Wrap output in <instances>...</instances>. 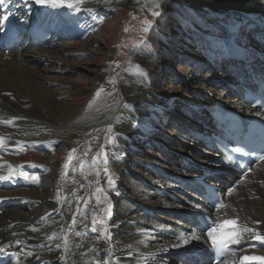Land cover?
Listing matches in <instances>:
<instances>
[{"label":"rangeland","instance_id":"374dc122","mask_svg":"<svg viewBox=\"0 0 264 264\" xmlns=\"http://www.w3.org/2000/svg\"><path fill=\"white\" fill-rule=\"evenodd\" d=\"M170 1L158 0L160 15L157 19V16L152 15L157 0H119L102 6H92L91 4V7L85 6L77 12L74 24L78 25L75 31L79 30V32L74 31V36L68 33L64 35L65 33L56 34L55 31H50L48 47L43 48V45L39 48L26 46L23 49L29 53L27 56L36 53L42 57L41 63L34 66L35 70L39 69L42 76L43 74L49 76L43 77L48 84L46 87L54 91V99L57 104L62 105L60 110L66 115L63 117L65 119L60 121L61 123L54 122L46 131L49 147H52L50 152L45 150L44 145L39 143L34 145L33 142L35 141L33 140L31 142L23 141L20 146H12L8 152L11 155H18L16 157H21L18 158L19 160H13L12 172L18 174L22 184L35 183L37 186L34 189L48 199H51L53 194L56 196L57 192L63 190V193L59 192L60 196L75 203L71 214V226L69 224L67 231L62 234L63 248L66 251H61L60 262L66 258L77 259L81 257L87 262L90 261L91 253L85 244L88 243V236L92 235L91 214L93 212L99 211L98 218L104 219L105 224H97V231L92 232L95 233V236L108 241L104 235L100 234V230L104 229L105 226L111 230L110 227L114 221L128 218L135 204L141 205L143 203L137 194L133 201H130L132 204H127L128 207H132L128 208V212L123 206L127 199L121 196L129 194V191L135 190L140 194L145 190L150 191L148 184L138 179V175L134 172L140 170L138 167L141 165L146 166L144 162L150 161L148 159H153L158 163L156 166L153 164L152 168L148 169L147 174L150 172L151 178L158 175L160 171L169 170L170 166L174 164L164 157L166 154L160 149L166 151L165 153H170L176 152L179 148L185 154L186 148L189 147L186 144L189 145L192 142L189 139L188 120H192L198 125L201 123L198 115L190 112L191 103L201 104V99L198 98L197 94L198 78L196 75L198 74L196 72L207 75L211 73L209 75L211 76L215 71L214 67H223L224 65V67H228V64L222 62L209 61L205 51L200 48V44L203 43L204 35L213 38L220 36L215 31L220 29L221 23L218 22L215 14V16L212 15L209 6H216L219 8L218 10L230 12L232 10L230 7L237 6V4L233 0ZM172 1H176V3L174 4ZM15 8V15L26 28L32 27L33 22L37 20L41 23V27L56 28L57 17L61 16L60 12L42 9L35 3L18 2ZM145 20L152 22L148 32L143 31L145 27H148L144 24ZM61 26V30L63 27H67V25ZM161 32L163 33L161 34ZM31 35L34 36V34ZM146 35L150 37L149 40L139 48L134 47L137 41L142 39L145 41ZM237 35L240 40L245 38L242 36L245 35L244 33L241 36L240 33ZM54 51L56 54L62 52L63 60L54 57ZM129 62L131 65H140L141 70L125 71L131 67ZM198 64L201 65V68H198ZM229 67L231 66L229 65ZM97 70H101L103 79H98ZM223 77L219 78L222 80ZM129 79L136 83L148 80L155 90L153 94H149L150 97L143 100L141 98L134 103L138 109V117L144 119L149 113L157 111L165 114V119L149 124L152 133L155 131L154 133L158 137L157 140L155 139V143L148 142L150 135L147 133L145 135H147L148 141L144 139L145 135H142L143 141L141 137L140 140H137L139 137L137 132L134 133V143L131 142V146L125 145L124 142L120 143L125 147H132V150L136 145L141 150L138 154L139 150L136 148L135 153L138 156L134 155V157L129 155V148L126 150L127 163L128 159L131 158L130 165L128 163L130 169L129 172L124 170L122 173L119 171V165L112 159L113 155L119 153L112 148L120 137V126L117 125L116 121L114 123L111 120H106L90 127L79 125L85 120H98L99 117L104 116L105 112L111 110L114 103L122 97L123 83ZM101 89H103L102 92ZM217 90H220L219 94H221V89L218 88ZM98 92H100L99 96H97ZM172 96H174V100H170ZM168 101L172 102L169 103L171 106L167 104ZM155 104L160 106H155ZM150 105L157 109L150 108ZM164 109L167 110L163 111ZM157 141L160 149L157 147ZM199 148L204 150L200 144ZM105 152L108 154L107 160L104 157ZM135 158L136 160H134ZM140 161H143L141 165ZM31 162L37 165L38 172H30L29 163ZM17 167H20L21 170ZM153 167L155 169L158 167V171H160L157 173V171L152 170ZM105 169L109 170L110 173L107 172L106 174ZM22 170L27 172L30 177H38L39 179L35 181L24 179L21 175ZM171 171L174 172L172 169L169 170V172ZM140 172L144 173V170H140ZM109 174L114 180L113 184H119L117 186L120 187L123 195L112 191L107 181ZM16 187L12 190L18 191ZM98 189L103 190L98 191ZM114 193L119 195L115 196ZM109 203L113 205L110 217L104 212ZM30 206L34 221L46 214V209H52L42 202L39 204L35 202ZM135 209L139 210V207L136 208L135 206ZM61 210L62 208L58 206L56 212ZM123 211L125 212L123 213ZM153 212L156 216L153 218L158 221L161 220L160 217L167 215L154 210ZM15 216L20 215L16 213ZM15 221L20 222L19 219ZM182 221L183 219H181ZM81 223H84L83 228L88 231L86 230L87 233L85 234L82 232L77 235L80 231L78 226ZM182 223L187 222L183 221ZM163 224L156 223L157 226H163ZM175 229V227H168L166 234L169 235L170 231H176ZM31 249V242L19 239L16 241L15 253L17 257L28 255ZM237 251L243 253L241 248L237 249L231 255L230 260L239 257ZM184 262L179 261L178 263L184 264Z\"/></svg>","mask_w":264,"mask_h":264},{"label":"bare ground","instance_id":"6f19581e","mask_svg":"<svg viewBox=\"0 0 264 264\" xmlns=\"http://www.w3.org/2000/svg\"><path fill=\"white\" fill-rule=\"evenodd\" d=\"M114 1L119 0H83L82 3H79L78 0H70V2L77 4L79 8L91 4L92 6H102ZM18 2L24 4L35 3L34 0H5L6 7L0 6V17L7 15L8 19H0V34L8 27H14L19 31L34 34V36L31 35L33 42L30 46L39 48L43 45V48L48 47L47 35L50 30L41 27L38 20L33 22L32 28H24L14 14L12 4ZM233 2L237 6H231L232 10L230 12H223L218 10L219 8L216 6H209L210 12L216 15L222 27L215 31L216 34H220L217 38L204 35L200 48L205 51L209 61L227 62L231 67L228 66L229 69L224 67L225 65L214 67L215 71L211 76H209L211 73L207 75L196 72L198 74H195L198 78L197 94L198 98L201 99V104L194 105L193 111L196 112L195 114H198L197 108L200 105L203 106L209 102L213 103L222 99L224 102L234 103L235 101L229 91L226 90L224 82L228 80L233 82L236 77L235 72H241L246 65L244 58L251 55L252 51L264 48V32L258 28L259 23L256 24V21L264 20V0H233ZM172 3L175 4L176 1H172ZM36 5L42 9L60 11L68 19L63 22V25H67L66 32L69 34L74 33V17L78 11L67 7L54 8L50 5ZM235 11L237 14L234 13ZM252 26L257 28L255 34L258 35L255 37L254 43L238 41L237 34L241 31H245V34ZM63 29L65 28L63 27ZM75 32H79V30ZM24 36L26 37V35ZM243 47H245L244 51L242 50ZM25 48V45H23L10 52V54H5L0 49V137L3 138V143L0 144V176H11V180L16 181L15 186L18 189V191L12 190L14 186L9 180L0 179V249H3V251H0V264H94L96 260H100L101 264L105 260H109L111 264H138L141 257L148 258L147 264H179V259L185 261L184 264H196L192 257L187 258L179 253L184 250L190 251L189 248L206 245L204 235L195 232L188 223H182L184 220L181 222L184 212L203 209L199 197L189 191L184 178H187L186 176L189 173L213 177L224 176L221 174V170H224V168L217 162L216 155L206 145L204 150L199 148V144H205L202 134L209 127L208 121L202 116V112L198 114L200 125L192 120L187 122L190 130L189 139L192 142L189 145L186 144L189 147L186 148L185 154L179 148L176 152H164L166 154L164 157L175 165H173L174 167L170 166L169 169L174 170V172H169L167 169L168 171H160L158 175L155 174L156 176L151 178L149 176L150 172L147 174L148 169H151L153 164H158L153 159L144 162L146 166L138 167L140 170H144V173H141L140 170L134 172L138 175V179L148 184L150 191L145 190L141 194L135 192V190L129 191V194L124 195L127 202H124L123 206L128 212V208H132L128 207L132 204L130 201H133L138 194L143 201L141 205L136 206V208L139 207V210H136L134 206L128 218L114 221L110 227L112 233L108 241L95 236V233L88 236L89 240L85 247H89L91 253L89 262L82 257L77 259L66 258L60 262L61 251H66L63 248L62 234L67 231L69 224L71 226V214L75 203L62 198L59 193L56 196L53 194L51 199L44 198L42 194L34 189L37 185L33 183L22 184L19 177L12 173L13 160L20 158V156L16 157L18 155H11L8 152L9 148L20 146L23 141L33 140L46 143L49 140L46 132L49 126L51 127L54 122L61 123L60 121L65 119L63 117L66 115L60 110L62 105L57 104L54 99V91L46 87L48 84L43 77L49 76L47 74L42 76L39 69L35 70L34 66L41 63L42 57L36 53L27 56L29 53L23 51ZM53 54L54 57L63 60L61 57L62 52L56 54L54 51ZM193 65H195L194 62ZM198 68H201V65L198 64ZM96 73L99 80L103 79L101 70H97ZM219 77H223V79L221 80ZM133 82L129 79L123 83L121 88L122 97L114 103L111 110L105 112L103 117H99L95 121L85 120L79 126H96L103 121L115 119L117 125L120 126V137L117 136L121 142L128 146H131V138L135 132L139 133L142 139V135L146 133L156 135L155 133L152 134V130L142 123L143 120H139L138 109L134 107L137 100L150 97L149 94H152L153 91L148 86L147 80L140 83L134 82L136 84ZM218 88L221 89V94H219L220 90H217ZM125 105L130 107H125ZM153 108L157 109L155 106ZM190 112L194 114L191 110ZM262 116L264 117V114ZM163 117L161 113L156 111L152 115V120L162 121ZM146 136H144V139H146ZM156 138L157 136H153L154 140L149 139L147 141L153 144ZM120 141L117 140L113 144L112 148L119 152L117 155H113V159L119 165L120 172L123 173L124 170L129 172L130 168L125 158L126 150L129 147L121 145ZM134 147L133 150L132 147L129 148V155L136 152L137 147L135 145ZM164 154L161 153V155ZM180 173L182 174L180 175ZM227 174L232 176L233 185L225 192V207L214 212L215 226L224 221L236 220L238 225L255 228L261 235H264V161L246 176L233 175L229 172ZM116 184L111 185L110 188L112 191L123 195L124 193L119 189V185ZM35 202H38V204L42 202L47 207L52 208L46 209V214L41 215L36 221H34L30 206ZM58 206L62 210L56 212ZM153 210L167 215L166 217H160L161 220L158 221L153 218L156 217ZM16 213H19L20 216H15ZM93 217L98 221V212H93L91 218L93 219ZM17 219L20 220L19 223L15 221ZM157 222L164 224L163 226H157ZM84 223L78 226L80 234L82 232L87 233V229L83 228ZM168 227H175L176 231H170L167 235ZM231 227V224H225L221 231H227ZM101 233L103 234V229H101ZM180 234H183L184 238L189 241L187 244H183L180 240ZM194 236L198 239H193ZM249 236L250 234L245 233V238L240 244L230 245L232 251L240 246L246 248L242 250L243 253H240L238 260L236 258V261H229L228 264H264V260H243L244 256L264 258V242L251 239ZM18 239L31 242L32 249L30 253L32 255H21L17 259L15 251ZM174 244H180L181 246L172 247ZM57 245H59V248L56 247ZM227 261L228 258L225 257L222 264H226Z\"/></svg>","mask_w":264,"mask_h":264},{"label":"snow or ice","instance_id":"6c2138e0","mask_svg":"<svg viewBox=\"0 0 264 264\" xmlns=\"http://www.w3.org/2000/svg\"><path fill=\"white\" fill-rule=\"evenodd\" d=\"M34 2L36 4H40V5H50L51 7L54 8H62V7H67L69 9L75 10V11H80L81 9L79 7H77V4L70 2V0H34ZM79 3H82L83 0H78ZM0 6H5V0H0ZM159 8H160V4L157 0V2L154 5V10L152 12V15L154 16H159L160 12H159ZM0 19L3 20H7L8 16L4 15L3 17H0ZM145 25H148V27H145L143 29L144 32H148L152 22L149 20H145L144 21ZM146 41L139 40L136 42V44L134 45V47L139 48L141 45L145 44ZM130 64V68L125 69V71H129V70H137L140 71V65H131V62H129ZM101 92L103 91V89L100 90ZM100 92L97 93V96H99ZM9 95H11L9 93ZM125 107H130L128 105H125ZM152 115L153 113H149V115L147 117L144 118V120L142 121V123L147 126L148 124L152 123ZM9 123H11V121H9ZM109 131H111V128H109ZM3 143V138L0 137V144ZM233 151L236 152H240L242 151V149L240 148H236L233 149ZM107 152L104 153V157L105 160H107ZM261 160H264V156L260 157ZM105 173L107 174V169L104 170ZM21 175L23 176L24 179H31V180H38V177H30L28 175L27 172H23L21 173ZM12 177L11 176H0V179L2 180H10ZM108 183L111 185L114 183V180L112 179L111 175H108ZM103 189H98V191H102ZM97 199H99V197H97ZM225 205L223 203L218 205V208L222 209L224 208ZM112 209H113V205L111 203L108 204L107 208L105 209V212L107 214V216H111L112 215ZM207 219V217H205V220ZM73 223H75V220H73ZM257 223H259V221H257ZM100 224V225H104L105 221L104 219H101L99 221H97L95 219V217H93L92 219V231L96 232L97 228L96 225ZM225 224H231V228L227 231H221L224 228ZM36 230V229H34ZM220 233V234H218ZM250 234L249 238L251 239H256V240H260L262 242H264V235H261L255 228H249L247 226H240L237 224L236 220H232V221H224L223 223H219L217 224L215 227H213L210 231H208V237L211 238L212 241V245L214 248L216 249H223V250H227V251H231L230 245L231 244H240L242 242V240L245 238L244 234ZM103 234L106 238L110 239V230L107 226L104 227L103 229ZM77 235H80V233L78 232ZM180 240L183 242V244H187L189 241L187 239L184 238L183 234H180ZM193 239H198V237H193ZM180 244H174L172 245V247H180ZM57 248H59V245L56 246ZM167 250V249H165ZM0 251H3V249H0ZM29 255H32V253H29ZM151 255V254H149ZM17 259H19V257H17ZM118 259V258H117ZM147 257H141V261L138 262V264H147ZM243 260L248 261V260H264V258L261 257H249V256H244ZM94 264H101L100 260H96L94 261ZM103 264H111V262L109 260H105L103 261Z\"/></svg>","mask_w":264,"mask_h":264},{"label":"water","instance_id":"95a60500","mask_svg":"<svg viewBox=\"0 0 264 264\" xmlns=\"http://www.w3.org/2000/svg\"><path fill=\"white\" fill-rule=\"evenodd\" d=\"M229 108L231 109V110H234L235 112H240L236 107H234V106H229Z\"/></svg>","mask_w":264,"mask_h":264}]
</instances>
